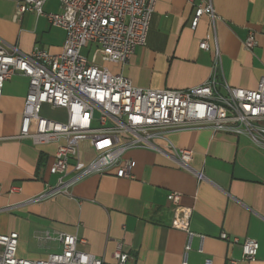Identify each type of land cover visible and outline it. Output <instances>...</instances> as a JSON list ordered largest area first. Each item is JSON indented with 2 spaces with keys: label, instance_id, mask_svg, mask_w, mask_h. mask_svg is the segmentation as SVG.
Masks as SVG:
<instances>
[{
  "label": "crops",
  "instance_id": "obj_1",
  "mask_svg": "<svg viewBox=\"0 0 264 264\" xmlns=\"http://www.w3.org/2000/svg\"><path fill=\"white\" fill-rule=\"evenodd\" d=\"M21 1L0 0V47L15 48L24 55L34 49L61 54L65 31L34 12L14 19ZM210 2L217 16L214 24L203 16L193 30V5L186 0H158L145 44L136 47L122 65L101 57L106 63L103 68L139 89L185 90L211 79L217 48L218 83L255 90L264 76V0ZM43 12L60 13L59 1L47 0ZM249 32L257 42L251 51L244 48ZM201 42L208 49H200ZM28 90L29 79L15 73L5 82L0 98V234L18 235L19 258L40 261L60 253L58 241L42 237L65 233L84 240L79 249L101 259L102 264L114 263L118 244L129 255L127 264H183L188 236L171 228L173 212L167 200L168 194L179 193L181 206L191 210L193 237L186 264H204L207 259L212 264H264V149L232 133L172 132L167 140L176 149L192 152L189 168L202 173L203 180L176 165L166 144L160 142L165 154L145 149L124 154L132 162L130 179L117 178L113 168L81 179L69 195L35 201L58 183L53 163L57 145L63 141L39 145L21 137ZM220 93L225 94L222 89ZM45 108L59 112L51 120H65L64 111L48 106L41 109V116ZM96 154L88 142L81 143L84 163ZM73 164L69 160V172ZM222 233L239 242L223 241ZM245 240L259 245L254 261L243 259Z\"/></svg>",
  "mask_w": 264,
  "mask_h": 264
},
{
  "label": "built area",
  "instance_id": "obj_2",
  "mask_svg": "<svg viewBox=\"0 0 264 264\" xmlns=\"http://www.w3.org/2000/svg\"><path fill=\"white\" fill-rule=\"evenodd\" d=\"M47 0H23L16 6L14 19L26 12L45 16L51 26L65 31L63 51L49 55L34 49L24 55L12 48L0 47V98L6 81L15 73L29 79L21 123V137L35 144L57 145L53 172L58 175L55 187L33 200L56 195H69L70 189L90 175H103L115 168L116 177L130 179L132 162L124 154L132 149H145L165 154L159 143L166 144L168 156L180 168L191 172L198 181L200 172L192 171L190 150L174 148L166 138L168 133L208 129L214 133L226 132L246 136L264 149V76L255 90L232 88L217 81L220 65L219 51L215 48L213 70L209 81L185 90H144L134 87L120 74L88 62L82 51L88 44L96 47L95 53L113 64H125L138 46L146 42L151 17L158 0H58L61 12L47 14L43 6ZM194 6L191 29L195 30L203 16L212 25L217 16L210 0H186ZM257 45L255 35L249 32L244 48L251 51ZM200 49H208L201 42ZM220 89L225 94L220 93ZM65 112V120L56 121L41 116V109ZM96 122L98 127H93ZM110 138H115L112 142ZM88 142L97 151L95 158L84 163L80 145ZM167 155V154H166ZM73 160L69 172V160ZM71 174V176H70ZM167 200L172 206L171 228L188 236L183 264L193 234L189 231L191 210L181 206V195L170 193ZM220 239L229 241L222 233ZM44 241H58L62 250L51 253L46 259L29 261L17 256L18 235L0 234V264H102V260L82 251L85 241L75 236L45 233ZM231 243L239 242L237 238ZM259 245L254 240L242 243L245 261H254ZM113 264H127L129 255L118 244L112 255ZM204 264H212L207 259ZM234 264V262H231Z\"/></svg>",
  "mask_w": 264,
  "mask_h": 264
},
{
  "label": "rangeland",
  "instance_id": "obj_3",
  "mask_svg": "<svg viewBox=\"0 0 264 264\" xmlns=\"http://www.w3.org/2000/svg\"><path fill=\"white\" fill-rule=\"evenodd\" d=\"M95 51H96V47L92 44H88L86 48L83 49L82 55L87 58L89 63L103 68V66L106 65V63L101 58V55L95 53ZM42 116L49 119H54L59 117V112L49 111L48 109L45 108V110L42 112ZM92 126L98 127L96 122H94ZM261 126H264V124H261Z\"/></svg>",
  "mask_w": 264,
  "mask_h": 264
}]
</instances>
